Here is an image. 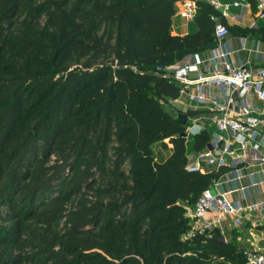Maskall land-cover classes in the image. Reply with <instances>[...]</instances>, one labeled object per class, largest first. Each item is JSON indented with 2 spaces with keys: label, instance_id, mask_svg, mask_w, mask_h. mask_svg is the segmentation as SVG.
I'll use <instances>...</instances> for the list:
<instances>
[{
  "label": "trees",
  "instance_id": "16d2710c",
  "mask_svg": "<svg viewBox=\"0 0 264 264\" xmlns=\"http://www.w3.org/2000/svg\"><path fill=\"white\" fill-rule=\"evenodd\" d=\"M180 1L0 0V264L244 261L218 228L184 239L224 171L186 169L165 69L212 48L225 23L198 2L196 30L173 35ZM243 31L264 40V25ZM191 137L198 152L210 133Z\"/></svg>",
  "mask_w": 264,
  "mask_h": 264
},
{
  "label": "built area",
  "instance_id": "2783aa9c",
  "mask_svg": "<svg viewBox=\"0 0 264 264\" xmlns=\"http://www.w3.org/2000/svg\"><path fill=\"white\" fill-rule=\"evenodd\" d=\"M198 2L210 4L224 18L231 7L241 6L247 0L231 3L182 0L177 3L176 14L187 21L193 20ZM255 14L264 19V0H256ZM228 35L226 25L217 21L213 32L215 45L205 56L194 53L183 64L165 69L168 80L179 86L178 96L167 106L172 105L178 111L177 106L181 105L186 111L202 113L187 117L185 137L208 130L210 126L214 128L205 148L188 159L186 169L223 170L221 177L229 175V179L214 180L189 210L193 219L184 239L203 232L210 237L213 229L221 230L224 219L234 227H241L246 219L264 220V176L250 177V185L257 187L261 194L260 200L245 204L230 198L238 189L236 182L243 177V169L264 161V65L234 64L230 60ZM256 101L262 104L261 108L254 105ZM260 151L263 156L258 154ZM241 190L246 194L244 188ZM243 253L245 258L241 264H264V251L256 248Z\"/></svg>",
  "mask_w": 264,
  "mask_h": 264
},
{
  "label": "crops",
  "instance_id": "0c3cea01",
  "mask_svg": "<svg viewBox=\"0 0 264 264\" xmlns=\"http://www.w3.org/2000/svg\"><path fill=\"white\" fill-rule=\"evenodd\" d=\"M221 1L224 3H231L235 0ZM255 2L256 0H247V3L242 4L241 6L231 7L228 16L223 18V21L229 30L227 41L229 48L231 49L230 60L234 64L247 63L251 66L264 65V40L254 36L252 32L243 31L246 29L251 30L264 25V19L257 18L255 14ZM176 18L179 19V21L176 22ZM215 20L216 22H221L220 18H216ZM195 30L196 25L194 19L187 21L175 13L172 18L171 34L183 36L185 34L194 32ZM238 30L241 32H236ZM206 52L199 53L205 56ZM189 56L186 57L184 62L188 61ZM178 65H180V63L177 62L173 66ZM254 105L257 108L262 107V104L257 101L254 102ZM177 109L180 111L179 113L182 112L185 114L184 111L186 110L183 106ZM200 114L202 113L198 111L193 116H198ZM213 130L214 128L212 126L208 127L209 133ZM191 149V155L187 152L188 159H191V156L195 154L192 146ZM170 152L171 147H169L168 154L164 158H166ZM258 154L263 156V151L258 152ZM164 158L160 160H163ZM251 176H254L255 178L264 176V161L258 162L254 165H249L243 169V177L236 182L238 189L232 195H230L231 199L240 200L245 204L261 199V194L259 193L258 188L250 185ZM220 179H229V175H224ZM241 188H244V192H246V194L243 193ZM220 233L223 242L231 243L236 248L243 249V251H249L256 248L264 251V220L252 221L246 219L241 227H234L228 219H224L221 222Z\"/></svg>",
  "mask_w": 264,
  "mask_h": 264
},
{
  "label": "rangeland",
  "instance_id": "374dc122",
  "mask_svg": "<svg viewBox=\"0 0 264 264\" xmlns=\"http://www.w3.org/2000/svg\"><path fill=\"white\" fill-rule=\"evenodd\" d=\"M176 20V22L177 21H179V19H175ZM186 57L187 56H185L182 60H180L178 63H180V64H183L184 63V60H186ZM171 102H169V104H170ZM178 108H181V105H179V106H177ZM164 108L167 110V111H169L172 115L173 114H175V108L172 106V105H165L164 106ZM192 137L190 136V137H188V143L186 144V148H187V152L190 154L191 152H192V149H191V146H192V142H193V140L191 139ZM163 143H165L166 144V148L165 147H163ZM153 151H154V154H155V156H156V158L158 159V160H160V159H162V158H164L167 154H168V149H169V147H171V144H169L168 143V140L167 139H165V140H163V142L162 141H156L154 144H153ZM191 155V154H190Z\"/></svg>",
  "mask_w": 264,
  "mask_h": 264
},
{
  "label": "water",
  "instance_id": "95a60500",
  "mask_svg": "<svg viewBox=\"0 0 264 264\" xmlns=\"http://www.w3.org/2000/svg\"><path fill=\"white\" fill-rule=\"evenodd\" d=\"M163 65L160 63L157 65V69H162ZM176 118L181 121V123L185 124L187 121V116L184 113H178L176 115ZM183 136H185V133H183Z\"/></svg>",
  "mask_w": 264,
  "mask_h": 264
}]
</instances>
